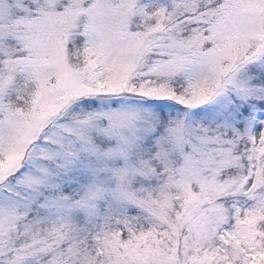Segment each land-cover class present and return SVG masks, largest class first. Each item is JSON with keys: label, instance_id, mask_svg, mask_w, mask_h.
Instances as JSON below:
<instances>
[{"label": "snow or ice", "instance_id": "6c2138e0", "mask_svg": "<svg viewBox=\"0 0 264 264\" xmlns=\"http://www.w3.org/2000/svg\"><path fill=\"white\" fill-rule=\"evenodd\" d=\"M0 264H264V0H0Z\"/></svg>", "mask_w": 264, "mask_h": 264}]
</instances>
